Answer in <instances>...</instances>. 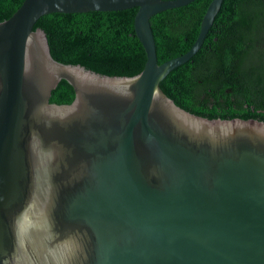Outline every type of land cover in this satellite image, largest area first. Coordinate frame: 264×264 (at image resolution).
Wrapping results in <instances>:
<instances>
[{"label": "water", "instance_id": "95a60500", "mask_svg": "<svg viewBox=\"0 0 264 264\" xmlns=\"http://www.w3.org/2000/svg\"><path fill=\"white\" fill-rule=\"evenodd\" d=\"M196 0H25L0 22V264H264V122L179 107L151 19ZM138 8L139 74L64 64L35 26L49 14ZM62 80L71 104L51 103Z\"/></svg>", "mask_w": 264, "mask_h": 264}, {"label": "trees", "instance_id": "16d2710c", "mask_svg": "<svg viewBox=\"0 0 264 264\" xmlns=\"http://www.w3.org/2000/svg\"><path fill=\"white\" fill-rule=\"evenodd\" d=\"M25 0H0V22ZM212 0H196L151 19L159 64L186 54L196 42ZM138 8L115 12L53 13L36 28L48 36L52 56L108 76L132 77L147 56L135 31ZM175 103L209 119L264 122V0H224L200 51L161 83ZM73 87L62 80L51 103L71 104Z\"/></svg>", "mask_w": 264, "mask_h": 264}]
</instances>
